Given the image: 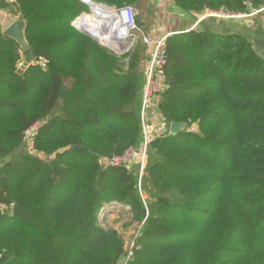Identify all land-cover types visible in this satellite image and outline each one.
I'll list each match as a JSON object with an SVG mask.
<instances>
[{"label":"trees","instance_id":"16d2710c","mask_svg":"<svg viewBox=\"0 0 264 264\" xmlns=\"http://www.w3.org/2000/svg\"><path fill=\"white\" fill-rule=\"evenodd\" d=\"M94 1L120 10L141 0ZM173 1L187 13L257 12L264 21V0ZM17 2L27 41L49 64L21 76L20 47L0 34V198L9 209L0 254L4 264H120L124 240L102 227L100 210L117 201L142 222L145 208L134 174L99 160L141 141L137 69L146 56L138 45L127 66L78 31L80 0ZM167 52L159 111L167 126L188 129L151 144L157 214L128 264H264V59L246 37L209 30L170 36ZM37 121V151L49 161L21 153ZM14 205L35 225L12 216Z\"/></svg>","mask_w":264,"mask_h":264},{"label":"crops","instance_id":"0c3cea01","mask_svg":"<svg viewBox=\"0 0 264 264\" xmlns=\"http://www.w3.org/2000/svg\"><path fill=\"white\" fill-rule=\"evenodd\" d=\"M80 2L83 4V6H86V9H84L83 13H85L86 16L90 14V17H92L93 15L92 13H90L89 6L82 1ZM140 6L144 8L148 16L144 32L147 36L153 39L165 35L186 33L191 30H209L219 35L238 34L250 40L258 55L264 59V26L262 27V29H257L256 27H254V25L248 26V24L244 20H242V18H244V16H248V14H244L241 17L233 19H219L210 16L208 12L187 13L176 7L173 0H141L138 5L133 6L137 11V15L139 14L138 8ZM18 8V2L16 4H10L8 0H0V34L4 35L6 29L12 24L10 16H15L16 19L19 18L17 15L19 13ZM110 8H112V10L116 9L115 7ZM254 14H257V12H255ZM105 15L106 14H104V16ZM239 19L240 21H237ZM90 22H88L89 25H93L98 23L99 20L98 18L94 17L93 23ZM149 52L150 54L145 55L146 60L142 65V74L139 78V92L135 108L138 115L141 116L142 121L144 119V130L152 138V141H154L159 136L165 134V130L168 127L160 114L159 107L156 101H152L148 105L146 111L143 112L142 90L146 81V72L149 66L152 50H148L147 53ZM22 53L23 52L21 51V62H24ZM19 150L20 149H18V151ZM2 165L3 163L0 162V169Z\"/></svg>","mask_w":264,"mask_h":264},{"label":"built area","instance_id":"2783aa9c","mask_svg":"<svg viewBox=\"0 0 264 264\" xmlns=\"http://www.w3.org/2000/svg\"><path fill=\"white\" fill-rule=\"evenodd\" d=\"M87 5H91L94 0H80ZM10 4H16L17 0H8ZM115 18L118 20L120 25L128 31L127 39L134 38V30L136 28V19H137V11L133 6H126L120 10L114 11ZM208 14L214 18H222V19H233L241 17L242 14H234L227 11H208ZM19 18H15V16H10V20L12 23ZM171 35H165L153 39L149 36L144 38L145 45L151 48V58L149 62V66L146 72V81L142 90V108L143 112L146 111L148 105L152 101H156L159 107V100L161 94L165 91L166 88V67L168 64V52H167V40ZM39 62L41 66L47 67L49 62L42 58H39ZM24 62H21L18 66L19 69L23 68ZM143 116V115H142ZM144 124V119H143ZM44 125V121H37L30 125L25 129L23 133V147L26 149L29 155H34L37 151V139L40 135V130ZM144 127V125H143ZM168 127V126H167ZM169 128V127H168ZM167 128V129H168ZM145 129V127H144ZM143 129L141 141L137 145L130 146L121 154H116L111 157H100V164L103 167H126L129 168L131 164L141 162L142 170L144 168V163L147 159L149 148L152 144V138L146 131ZM166 133V132H165ZM1 194V189H0ZM111 206L123 207L117 202L110 203ZM130 208V207H128ZM8 207L1 201L0 198V214H4L8 212ZM12 214V210H11ZM134 255V245L129 253L128 258L123 259L120 264H128V261L133 258ZM2 254H0V258Z\"/></svg>","mask_w":264,"mask_h":264},{"label":"rangeland","instance_id":"374dc122","mask_svg":"<svg viewBox=\"0 0 264 264\" xmlns=\"http://www.w3.org/2000/svg\"><path fill=\"white\" fill-rule=\"evenodd\" d=\"M138 11H139V14L137 15L136 28L134 30L135 37L127 39V42L125 43L127 47L125 48V50H124V46L122 47L124 50L123 52H118L117 49L115 50L116 54L122 57L123 62L127 64V66L129 65V61H130L129 56H131L132 53H134L136 48L141 47L145 55L150 54V52L149 53L147 52L148 50H151V48H149V46L145 45L144 43V38L147 36L144 32V28H145L146 20L148 19V16L145 13V11L142 9V6L138 8ZM88 16L89 17L86 18L87 21L88 22L92 21L93 18L90 17V14H88ZM219 19H222V18H219ZM242 20H244L248 24V26L254 25V27H256L257 29H262V27L264 26L263 20L259 17L258 13L257 14H254L253 12L249 13L248 16H244ZM237 21H240V19ZM98 23H101V21L99 20ZM96 24L90 25L91 28L87 26V28H89L92 31L93 27ZM151 29H152V26H151ZM145 60L146 59L140 60V64L137 69L139 78L142 74V65L144 64ZM47 120H49V118H47ZM143 129L144 127H143V122H142V125H141L142 132H143ZM193 131H195V129H193ZM21 153L28 154L26 149L23 147L21 149ZM30 156L38 157L46 161H49L51 159V157L43 156V154H40L38 151H36L34 155H30ZM156 159H157V154L151 145L148 151L147 159L144 163L143 170H142L141 162L131 164L128 168V170L132 174H134L136 178L137 193L140 196L144 204L146 214H145V219L142 222H138L134 220V213L130 206H127V205L126 206L122 205L123 207L111 206L110 203L114 201L105 204L99 213V222L102 225V227L106 229L116 230L118 234L123 238L124 243H125V249H126L124 259L126 257L128 258L129 253L132 249V246L134 245V248L136 247L135 245L136 239L137 237H139V234L141 232L140 230L145 226L146 219H148L149 216H156L157 214V204H158L160 194L156 190V188L153 186L151 181L149 180L150 166L156 161Z\"/></svg>","mask_w":264,"mask_h":264},{"label":"water","instance_id":"95a60500","mask_svg":"<svg viewBox=\"0 0 264 264\" xmlns=\"http://www.w3.org/2000/svg\"><path fill=\"white\" fill-rule=\"evenodd\" d=\"M96 5V6H105L106 8L110 9L112 12L116 11L112 10V8H110L109 6H107L106 4H99L96 2H93L91 5H88L90 8V12L93 11L92 6ZM85 13H83L80 17H78L74 22H73V26L80 31L81 33L89 36L90 38H92L94 41L98 42L100 45L112 50L113 52L116 53V48L114 47V45L111 44H107L104 43L100 40V35H96L94 32H92L89 28H87L84 24L80 23L79 20L84 17ZM105 18H108L107 15L104 16ZM116 20V18L114 19ZM118 23V20H116ZM26 21L25 20H21L18 19L16 21H14L5 31V36L7 38H10L12 40H14L20 47L21 51L23 52V57H24V64H23V68L18 70V74H20L21 76L24 75L25 70L27 68H29L33 63H37L39 62V58L34 54V49L30 46L29 42L27 41L26 38ZM107 29L104 28L103 33L106 31ZM121 40V39H120ZM120 46V45H117ZM66 87L63 86L61 93H60V104L63 103V100L66 98ZM188 129V124L187 123H183V122H172L169 126L168 129L165 130V132L172 134V135H176L177 133L181 132V131H186ZM12 216L20 218L22 220H24L25 222H27L30 225H35V222L28 216V212L25 211L24 209H22V207L20 205H14L13 209H12ZM9 259L8 256H2L0 258V264H4L7 260Z\"/></svg>","mask_w":264,"mask_h":264},{"label":"bare ground","instance_id":"6f19581e","mask_svg":"<svg viewBox=\"0 0 264 264\" xmlns=\"http://www.w3.org/2000/svg\"><path fill=\"white\" fill-rule=\"evenodd\" d=\"M92 9L93 11L90 12L93 15L92 18L96 17L101 21V23H98L93 27L92 32H94L96 35L99 34L100 40L102 42L114 45L118 52H123L127 47L125 43L127 42L128 31L123 27V25H120L119 22L117 23V21L114 20L115 14L110 9L106 8L105 6L96 5H93ZM104 14L108 15V18H105ZM84 17L88 16L84 15ZM84 17H82L79 22L84 24L86 27L90 26ZM104 28L107 30L103 33ZM123 46L124 50L122 48Z\"/></svg>","mask_w":264,"mask_h":264}]
</instances>
